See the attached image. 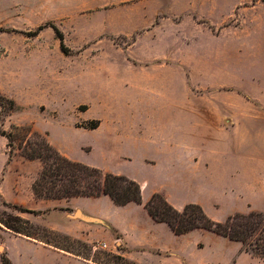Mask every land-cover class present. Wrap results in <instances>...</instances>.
<instances>
[{
  "label": "rangeland",
  "instance_id": "374dc122",
  "mask_svg": "<svg viewBox=\"0 0 264 264\" xmlns=\"http://www.w3.org/2000/svg\"><path fill=\"white\" fill-rule=\"evenodd\" d=\"M168 5L173 6L170 11L156 12ZM161 18L167 28L157 31V37L141 29ZM45 24L59 31L47 25L34 33ZM175 41L191 44L185 45L191 53L176 61L198 66L209 61L264 75V0H0V93L17 104L1 117L0 129L32 124L66 157L134 178L143 185V196H149L168 182L159 166L143 160L137 136L144 112L157 96L151 85L157 78L153 63L164 57L160 46ZM97 120L99 126L91 129ZM6 142L0 135V154L8 156ZM8 160L11 169L23 174L21 192L12 181L0 196L40 213L2 205L0 210L36 219L38 226L46 225L47 212L58 224L79 215L78 209L65 210L56 200L35 197L30 185L42 167L38 159L29 163L14 151ZM83 220L96 224L91 238H78L92 246L90 255L127 264L113 257L124 251L118 231L102 218ZM47 237L75 252L85 251L58 235ZM14 247L25 250L18 243ZM31 254L33 264L52 262L41 251L31 249ZM137 255L152 260L149 252ZM16 264L24 263L17 259Z\"/></svg>",
  "mask_w": 264,
  "mask_h": 264
},
{
  "label": "crops",
  "instance_id": "0c3cea01",
  "mask_svg": "<svg viewBox=\"0 0 264 264\" xmlns=\"http://www.w3.org/2000/svg\"><path fill=\"white\" fill-rule=\"evenodd\" d=\"M172 7H159L156 12ZM163 21L161 18L140 28L157 37V31L167 28ZM187 44L163 43L160 52L164 57L152 66L157 71V78L151 82L157 96L144 112L136 148L144 151V161L159 166L168 184L154 186L151 194L162 193L177 209L186 203L199 204L215 221H224L234 213L264 212V75L209 61L198 66L174 60L191 53ZM166 84L169 90L159 89ZM199 87L200 93H195ZM8 159L1 152L0 189L13 181L18 182L21 192L23 174L11 169ZM150 195L142 193L140 204L121 206L107 195L56 199L65 210L78 209L79 215L68 224H58L47 212L45 226L76 238H91L90 228L96 224H87L83 218H102L120 234L123 256L139 264H264V259L244 250L241 242L212 231L175 234L165 222H156L148 214L144 203ZM15 243L25 250L17 251ZM31 249L52 260L45 264H96L0 228V264L2 256L9 264H16L17 259L33 264ZM147 252L151 262L137 255Z\"/></svg>",
  "mask_w": 264,
  "mask_h": 264
},
{
  "label": "trees",
  "instance_id": "16d2710c",
  "mask_svg": "<svg viewBox=\"0 0 264 264\" xmlns=\"http://www.w3.org/2000/svg\"><path fill=\"white\" fill-rule=\"evenodd\" d=\"M47 25L59 31L54 24H45L38 26L34 33ZM58 33L62 40V34ZM16 108L14 99L0 93V119ZM98 126L97 120L89 127L95 129ZM0 135L7 140L8 158L16 151L26 160L38 159L41 162L42 167L31 184V190L36 198L56 200L107 195L114 204L120 206L130 202L142 203V190L138 181L125 174L113 173L66 157L48 141L45 132L37 130L32 124H12L8 131L0 129ZM0 205L16 209L20 213L36 215L40 213L23 205L10 203L1 196ZM144 207L154 221L165 222L177 235L198 229L212 231L230 240L241 242L244 250L264 259V212L234 213L224 221H215L199 204L186 203L182 208L177 209L160 192L152 193L144 203ZM0 228L43 242L96 264H109L101 261L96 255H90L92 246L88 242L56 232L46 226L34 225L30 219L4 209L0 210ZM48 234L58 235L85 251L75 252L71 247L55 243L47 237ZM113 257L127 264H139L123 255ZM2 263L9 264V261L2 256Z\"/></svg>",
  "mask_w": 264,
  "mask_h": 264
},
{
  "label": "built area",
  "instance_id": "2783aa9c",
  "mask_svg": "<svg viewBox=\"0 0 264 264\" xmlns=\"http://www.w3.org/2000/svg\"><path fill=\"white\" fill-rule=\"evenodd\" d=\"M103 246H106V244L104 243Z\"/></svg>",
  "mask_w": 264,
  "mask_h": 264
},
{
  "label": "water",
  "instance_id": "95a60500",
  "mask_svg": "<svg viewBox=\"0 0 264 264\" xmlns=\"http://www.w3.org/2000/svg\"><path fill=\"white\" fill-rule=\"evenodd\" d=\"M76 214H78V212H76ZM93 220H95V219H93Z\"/></svg>",
  "mask_w": 264,
  "mask_h": 264
}]
</instances>
